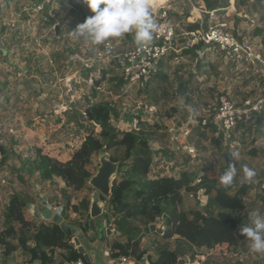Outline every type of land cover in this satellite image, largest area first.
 I'll return each mask as SVG.
<instances>
[{
  "label": "rangeland",
  "instance_id": "1",
  "mask_svg": "<svg viewBox=\"0 0 264 264\" xmlns=\"http://www.w3.org/2000/svg\"><path fill=\"white\" fill-rule=\"evenodd\" d=\"M193 2L197 8L204 6L201 0ZM25 6L33 7L28 0H0V31L6 28L3 24H9L3 32L4 36L0 37V49L3 51H0V99L4 92L6 94L5 103L0 101V119L2 123L12 121L16 129L20 120L17 118L15 123L10 118L14 112L18 116V112H22L21 125L26 122L28 127L26 133H0V146L5 150L4 153L0 151V179L4 177L8 183L7 186L0 183V232L5 227L4 212L11 196L10 184L13 182L19 187L15 193L29 198L35 204V210L42 205L43 196L49 197L52 210L64 205L65 195L70 196L72 204H77L84 197L91 199L94 188L89 182L81 190H73L66 187L59 178L54 177L51 181L41 179L39 172L32 167L37 158L35 149H40L42 155L65 162L92 127L95 133L100 131L99 126L85 119L83 112L95 102L113 104L111 106L117 117L111 118V124L119 130H132L134 122H139L137 127L147 134L152 151L147 179L178 177L182 170H191L198 177L215 179L216 187L225 189L224 195L228 197L240 191L235 201L223 198L221 207L209 201L215 196V189L209 193L199 190L196 196L182 192V202L178 204L181 209L186 212L200 210L204 215L223 212L234 215L243 224L249 223L248 214L253 211L264 214V117L257 126L256 118L259 116L255 117L256 122L251 121L245 127L238 128L234 132L236 139L229 144L225 137L217 143L214 139L218 133L198 123L211 113L220 95L240 102L244 98L264 94V68L251 63H236L223 58L220 52L199 50L194 55L182 48L180 42L183 40L180 39L177 52L162 59L159 75H155L151 83L128 87L125 83H119L118 78L123 77L113 56L124 51L127 44L134 43L132 33L110 39L115 46V52L112 53L105 50L103 44L92 45L84 38L77 39L72 35L76 25L92 15L82 0H70L69 7L58 8L53 17L47 15V18H51L49 22L45 20L44 14L26 11ZM225 7L218 11L219 19L227 21L230 26L243 32V35L252 32L249 19L257 12L260 28L264 30V0L261 3L236 0L235 9L227 1ZM188 8L185 6L183 12L186 13ZM177 11L178 8L174 7L171 18L177 23L176 30L180 33L187 28L189 21ZM195 16L197 13L191 14L190 20H194ZM201 16L204 18V13ZM27 21L32 22L35 28L33 33H45L47 36L43 38L40 47L36 46L23 54L16 51L11 36L19 38ZM57 27L59 31L56 36ZM17 38L15 46L20 44ZM95 50L102 55L97 56ZM85 62L92 63V66L85 67ZM65 78L79 82L72 80L69 83ZM184 84H187V88L182 93L180 88ZM9 92L13 94L12 99H9ZM149 106H154L155 111L144 112ZM186 128L190 129L187 136L184 135L189 130ZM187 145L196 149V157L184 151L183 146ZM121 151L110 149L103 154L92 155L88 169L95 174L103 157L118 163L122 157ZM234 152L239 153L236 161L237 176L230 186L225 187L219 183V177L227 167L230 160L228 157ZM245 165L256 172L250 181L243 178L242 169ZM112 178L119 179V174L115 173ZM105 208L106 202L103 205ZM23 210L26 215L33 217L26 206ZM67 214L65 221L62 218V223L72 231H80L79 238H71L75 248L76 239L80 244L88 246V252H95L105 264H112L108 249L118 236H107L102 222H111L113 216L104 219L102 214L94 220L95 229L82 234V228L77 225L84 222L83 216L71 209ZM163 222L162 218L153 222L152 229L140 239V249L145 250L146 255L152 259L157 248L167 246L180 250V259L185 256L191 262L201 260L199 264H264V254L251 252L244 237L239 238L235 246L211 251L206 247L188 245L177 236L164 239ZM137 224L144 228L143 223ZM11 242L18 244L15 237H12ZM193 253L198 256L191 258ZM54 255L55 264H61L56 251ZM90 258L91 264H95L94 256ZM28 259V253L20 247L9 257L0 253V264H26ZM33 264L39 263L36 261Z\"/></svg>",
  "mask_w": 264,
  "mask_h": 264
},
{
  "label": "trees",
  "instance_id": "2",
  "mask_svg": "<svg viewBox=\"0 0 264 264\" xmlns=\"http://www.w3.org/2000/svg\"><path fill=\"white\" fill-rule=\"evenodd\" d=\"M201 1L206 10L227 5V0ZM187 27L194 28L195 24H187ZM253 34L260 36L264 45V30L255 28ZM199 49L200 45L186 51L195 55ZM118 79L119 83L125 82L123 78ZM186 88L187 84H184L180 91L184 93ZM83 112L85 119L90 124L99 126L100 131L95 133L92 127L80 146L65 162L42 155L40 149H37V158L33 162L32 169H36L43 180L51 181L54 177L59 178L66 187L81 190L94 175L88 169L92 155L101 150H122V157L118 159L116 171L119 179L114 178L111 183V193L106 199V208L103 212L104 219L113 216L111 222L107 221V225L110 228L113 227L118 236L111 242L108 249V256L111 260L125 256L130 257V262L136 264L139 262L143 264H182L179 261L180 250L162 246L157 248L156 257L152 259L146 255L145 250L139 247L140 239L152 229V223L159 217L164 220L162 231L164 239L177 236L196 248L206 247L211 251H218L217 249L224 246L225 248L235 246L238 239L243 238L238 231L243 223L234 215H226L223 212L204 215L200 210L186 212L178 206L182 202V192L196 196L199 190L209 193L215 189L216 194L209 201L221 207L223 198L235 201L240 193L239 190L236 195L228 197L224 195L225 189L216 187L215 179H209L206 176L198 177L191 170H182L178 177L162 176L146 179L152 161V151L148 145L147 134L143 131L119 130L113 127L111 118L116 116V113L108 102L90 104ZM263 117L264 113L261 112L256 126ZM208 121V128L218 132L216 126L210 120ZM235 131L227 135L220 131L214 140L219 143L221 138L225 137L226 143L229 144L230 141L236 139ZM0 150L2 153L5 152L1 146ZM228 158L231 159V156ZM27 203L34 205L29 198L17 193L9 198L4 212L5 227L0 232V244L4 248L2 253L5 257H9L17 247H20L29 255L26 264H33L36 261L39 264H55V251L60 257L61 264H67L79 258L84 264H91L71 243L72 235L62 229L64 223L40 221L26 215L23 209ZM48 203H51L49 198ZM89 203L90 200L84 197L77 204H72L70 196L65 195L64 205L61 207L60 213L63 221L68 217L69 209L83 216L84 222H79L77 225L78 228H82V234L90 230ZM139 222L144 224V228L138 226ZM12 237L16 238L17 245L11 242ZM90 237L93 239L92 236ZM194 255L195 253L191 258Z\"/></svg>",
  "mask_w": 264,
  "mask_h": 264
},
{
  "label": "built area",
  "instance_id": "3",
  "mask_svg": "<svg viewBox=\"0 0 264 264\" xmlns=\"http://www.w3.org/2000/svg\"><path fill=\"white\" fill-rule=\"evenodd\" d=\"M227 1L230 3V6L235 9L234 4L236 0ZM251 1L261 3L263 0H248V2ZM29 3L32 4L30 1ZM149 4L152 10L153 17L156 18L155 22L158 25L154 41L143 49L139 48L135 43L127 44L126 48H124V51L113 56L114 58H116L118 68L120 69V73L125 80L124 83L126 84V86H140L142 84L151 83L154 76L159 75L158 73L161 68L160 65H162L163 63L162 59L170 53L177 52L176 48L180 39L183 40L182 42H180V44H182V48H185L186 50L200 45L199 50L207 52L209 51L211 53L220 52L223 58H228L236 63H251L264 68V45L262 44L260 36H256L253 34L255 28L261 27L259 24L258 12L253 13V16L249 19L250 25L253 28L252 32L247 35H243V32H240L238 29L230 26L227 21L219 19L218 11L224 10L227 7L206 10L204 6H199L197 8L193 0H163L157 3L149 0ZM69 5L70 0H40V3L38 5L32 4L33 7L25 6L24 9L26 11L33 10L35 12H39L40 14H44V17L46 18L45 20L49 22L51 18H47V15L53 17L58 8L64 6L69 7ZM185 6H189L187 10L188 15H186L187 12H183ZM174 7L178 8V13L184 15L183 17L186 21H189L187 22V24H195V27L191 29L187 27L180 33H177V23L173 20V18H171ZM196 8L198 9L197 16L193 18L194 20H190L191 14H193ZM200 12L204 13V18L201 16ZM3 25L6 28L3 29L4 31H0V37H2V35L4 36L3 32H5L9 24ZM55 26L56 25L53 24V28H55ZM33 29L35 28L33 27L32 22L27 21L25 23V29L21 30V36H19V38H17L16 36H11V39L13 38L11 42L13 43V46L15 47L17 52L26 54L27 50L35 48L36 46H41L43 38H45L47 35L45 33H42L40 35L35 34L33 33ZM233 29L236 31H234ZM15 37L20 43L18 46H15L14 44L16 40ZM1 39L2 38H0V42H2ZM9 41L8 45H10ZM103 48L108 51L110 49V52L112 53L115 52V46H113L110 41L103 44ZM4 49L5 51H7L6 47H4ZM199 50H197V53ZM0 51L3 53L1 49ZM95 52L97 56L102 55L100 52H97V50H95ZM84 65L85 67L90 68L92 66V63L87 64L85 62ZM65 79L69 83H71L72 80H74L75 82H79L78 80L73 78ZM8 95L10 96L9 99L13 98V94H11L10 92L8 93ZM5 98L6 94L4 92L1 95V103H5ZM111 105L113 106V104ZM149 111H155V107L149 106L148 109L144 112ZM262 111H264V94H260L255 97H247L240 102L228 98L227 96L220 95L218 96L217 104L212 108L211 113L208 114L207 117L202 118L201 121H198V123H200L202 127H208V120H210V122L216 126V130L218 132L221 131L227 135L228 133L235 131V129L239 127L242 128L245 127L248 123L254 122L255 117H258ZM138 123L139 122L136 120V122H134V128L131 129L139 131L141 128L137 127ZM189 132L190 129L185 131L184 135L187 136ZM0 133H8L14 135L15 133H17V130L14 128V124L12 121L2 123L0 119ZM183 147L184 151H186L188 155L193 158L196 157V149L193 146L187 145ZM0 183L3 186L8 185L4 177L0 179ZM10 185L11 186L9 188V191L10 194L13 195L19 189V187L16 182L11 183ZM190 196L192 195L190 194ZM45 198L47 199V197ZM7 205L8 202L6 206ZM26 207L28 210H30L34 218L41 219L40 216L36 215L32 204L27 203ZM53 211H59L60 213L61 207H55L53 208ZM3 250L4 248L0 244V253H2ZM130 259V257L122 256L117 259H113L112 264H135L131 263ZM179 261L182 264H197V262L199 264V261L201 260L191 262L188 261L184 256L183 259L179 258ZM67 264H84V262L79 258Z\"/></svg>",
  "mask_w": 264,
  "mask_h": 264
},
{
  "label": "clouds",
  "instance_id": "4",
  "mask_svg": "<svg viewBox=\"0 0 264 264\" xmlns=\"http://www.w3.org/2000/svg\"><path fill=\"white\" fill-rule=\"evenodd\" d=\"M91 11L72 30V35L84 38L92 45H102L110 39L122 38L132 33L134 43L141 49L146 48L155 39L158 25L154 20L149 0H82ZM110 51V49H109ZM239 153H232L227 167L219 177V183L230 186L237 176L236 161ZM243 178L250 181L256 172L243 166ZM249 223L241 224L238 231L248 242L249 250L264 254V214L251 212Z\"/></svg>",
  "mask_w": 264,
  "mask_h": 264
},
{
  "label": "water",
  "instance_id": "5",
  "mask_svg": "<svg viewBox=\"0 0 264 264\" xmlns=\"http://www.w3.org/2000/svg\"><path fill=\"white\" fill-rule=\"evenodd\" d=\"M33 5H38L40 0H29ZM59 28L55 29V34L57 36ZM103 154L104 151L101 150L99 152ZM118 167V163L113 162L105 157L100 159V165L97 168L96 173L90 178L89 184L94 188V191L91 195L90 203H89V226L90 230L95 229V219L102 216L104 209L103 205L106 202V198L110 196L111 193V183L112 177L116 173ZM42 205L40 207H36V215L40 216L42 220H52L60 224L62 222V217L60 216L59 211L54 212L50 205L47 202L45 197L42 198ZM34 208V205H33ZM104 232L107 236L115 235L116 231L113 228H110L107 225V222H103ZM62 229L69 235H72L73 238H79L80 231H72L71 228L67 225H63ZM75 239V243L77 244L78 252L82 253L86 261H91V256L95 258V264H105L104 261L97 256L95 252H88L83 245H80L78 240Z\"/></svg>",
  "mask_w": 264,
  "mask_h": 264
},
{
  "label": "crops",
  "instance_id": "6",
  "mask_svg": "<svg viewBox=\"0 0 264 264\" xmlns=\"http://www.w3.org/2000/svg\"><path fill=\"white\" fill-rule=\"evenodd\" d=\"M197 9V8H196ZM198 10V9H197ZM194 14V13H193ZM14 61V60H13ZM19 113V116H18V114L17 115H15V112L13 113V117L12 118H10V119H12L13 121H15V123H16V121H17V118H18V120H20V123L19 124H17V128H16V130H17V132L18 131H24L25 133H26V129L28 128L27 127V124H26V122L23 124V125H21V115L20 114H22V112H18ZM18 116V117H17ZM37 148V147H36ZM35 149V148H34ZM38 149V148H37ZM37 149H35V150H37ZM1 151V150H0ZM44 197V196H43ZM42 197V198H43ZM48 198L49 197H47V201H48ZM52 203V202H51ZM51 203H48V204H51ZM34 207H35V204H34ZM35 209V208H34ZM36 219V218H35ZM36 220H40V219H36ZM104 222H107V221H104ZM103 223V222H102ZM101 223V224H102ZM80 245H82V244H80ZM85 248H87L86 250H88V246H85V245H83ZM147 253V252H146ZM195 257H197L198 255H197V253H195V255H194ZM155 257H156V255H155ZM154 257V258H155ZM91 262V261H90Z\"/></svg>",
  "mask_w": 264,
  "mask_h": 264
},
{
  "label": "bare ground",
  "instance_id": "7",
  "mask_svg": "<svg viewBox=\"0 0 264 264\" xmlns=\"http://www.w3.org/2000/svg\"><path fill=\"white\" fill-rule=\"evenodd\" d=\"M151 1H153L154 3H157V2H161V1H163V0H151ZM197 12H198V10L195 9V11H194L193 13H197Z\"/></svg>",
  "mask_w": 264,
  "mask_h": 264
}]
</instances>
